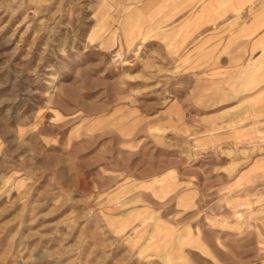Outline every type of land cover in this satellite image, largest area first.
Wrapping results in <instances>:
<instances>
[{
    "label": "rangeland",
    "instance_id": "1",
    "mask_svg": "<svg viewBox=\"0 0 264 264\" xmlns=\"http://www.w3.org/2000/svg\"><path fill=\"white\" fill-rule=\"evenodd\" d=\"M197 8L0 0V264H264V109L198 95Z\"/></svg>",
    "mask_w": 264,
    "mask_h": 264
},
{
    "label": "crops",
    "instance_id": "2",
    "mask_svg": "<svg viewBox=\"0 0 264 264\" xmlns=\"http://www.w3.org/2000/svg\"><path fill=\"white\" fill-rule=\"evenodd\" d=\"M197 4L198 50L200 47H220L218 51L214 49V59L207 64L204 62L203 67L198 59V95L202 85L204 94L221 100V110L232 108L229 106L231 101L249 100V97L255 99L257 108L264 109V65L259 67L258 61L249 60L247 50V47H264V0H253L252 6H246V0H197ZM230 6L236 9V16L230 15ZM217 11L219 19L215 17ZM250 104L245 107V115L264 116V111L254 113L253 104ZM229 133L223 134L230 136ZM233 145V141H229L222 147Z\"/></svg>",
    "mask_w": 264,
    "mask_h": 264
}]
</instances>
